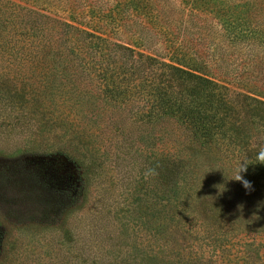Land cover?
Listing matches in <instances>:
<instances>
[{
	"label": "rangeland",
	"instance_id": "rangeland-1",
	"mask_svg": "<svg viewBox=\"0 0 264 264\" xmlns=\"http://www.w3.org/2000/svg\"><path fill=\"white\" fill-rule=\"evenodd\" d=\"M82 59L0 58V264H264V206L128 151Z\"/></svg>",
	"mask_w": 264,
	"mask_h": 264
},
{
	"label": "trees",
	"instance_id": "trees-1",
	"mask_svg": "<svg viewBox=\"0 0 264 264\" xmlns=\"http://www.w3.org/2000/svg\"><path fill=\"white\" fill-rule=\"evenodd\" d=\"M20 56L101 58L96 95L128 151L264 206V0H0V58ZM245 161L252 191L232 178Z\"/></svg>",
	"mask_w": 264,
	"mask_h": 264
},
{
	"label": "clouds",
	"instance_id": "clouds-1",
	"mask_svg": "<svg viewBox=\"0 0 264 264\" xmlns=\"http://www.w3.org/2000/svg\"><path fill=\"white\" fill-rule=\"evenodd\" d=\"M256 161H257L256 163L264 164V149H261L257 153ZM248 164H251V163L248 161H245L243 164L241 163L240 167L237 170V173L232 178L235 179L236 181H240L246 190L252 191L253 190L252 183L248 181L247 179H245L244 176L241 175V172L247 171ZM154 172H155L154 169H149L145 173V175L147 176L149 174H154Z\"/></svg>",
	"mask_w": 264,
	"mask_h": 264
}]
</instances>
